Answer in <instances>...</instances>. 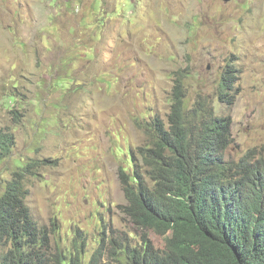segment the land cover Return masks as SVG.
Here are the masks:
<instances>
[{
	"label": "rangeland",
	"instance_id": "1",
	"mask_svg": "<svg viewBox=\"0 0 264 264\" xmlns=\"http://www.w3.org/2000/svg\"><path fill=\"white\" fill-rule=\"evenodd\" d=\"M178 81L189 108L231 117L226 158L264 161V0H0V130L15 137L0 197L20 164L50 161L27 204L52 259L86 264L108 235L141 234L119 170L147 169V122L166 119ZM103 244L102 264H120Z\"/></svg>",
	"mask_w": 264,
	"mask_h": 264
},
{
	"label": "trees",
	"instance_id": "2",
	"mask_svg": "<svg viewBox=\"0 0 264 264\" xmlns=\"http://www.w3.org/2000/svg\"><path fill=\"white\" fill-rule=\"evenodd\" d=\"M221 88V99L228 101L229 84ZM171 104L166 119L147 122L151 142L141 149L147 169L119 170L126 199L122 211L141 234L108 235L86 264H102L105 241L116 256L108 260L120 264H264V161L248 154L239 162L226 158L234 143L231 117L217 115L205 100L189 108L180 81ZM14 148L13 134L1 129L0 164ZM128 158L133 162L132 153ZM48 163H22L6 182L0 197V264H67L61 253L52 259L53 233L39 225L27 204L30 181ZM150 230L165 238L163 249L149 238ZM81 253L75 264H85Z\"/></svg>",
	"mask_w": 264,
	"mask_h": 264
},
{
	"label": "water",
	"instance_id": "3",
	"mask_svg": "<svg viewBox=\"0 0 264 264\" xmlns=\"http://www.w3.org/2000/svg\"><path fill=\"white\" fill-rule=\"evenodd\" d=\"M229 1H230V0H224V2H226V3L229 2Z\"/></svg>",
	"mask_w": 264,
	"mask_h": 264
}]
</instances>
